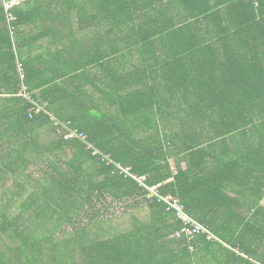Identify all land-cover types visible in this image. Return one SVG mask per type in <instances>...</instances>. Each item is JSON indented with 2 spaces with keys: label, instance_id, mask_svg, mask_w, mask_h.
Returning a JSON list of instances; mask_svg holds the SVG:
<instances>
[{
  "label": "trees",
  "instance_id": "1",
  "mask_svg": "<svg viewBox=\"0 0 264 264\" xmlns=\"http://www.w3.org/2000/svg\"><path fill=\"white\" fill-rule=\"evenodd\" d=\"M12 1L0 264H264V0Z\"/></svg>",
  "mask_w": 264,
  "mask_h": 264
},
{
  "label": "built area",
  "instance_id": "2",
  "mask_svg": "<svg viewBox=\"0 0 264 264\" xmlns=\"http://www.w3.org/2000/svg\"><path fill=\"white\" fill-rule=\"evenodd\" d=\"M252 1H256V0H252ZM3 2L7 10L8 20L9 22H12L13 20L16 19V17L14 13L11 12L10 10L12 6H14L18 1L6 2V0H3ZM11 28H12V33H13L14 31L13 27L11 26ZM18 71H19L21 82H22V85H21L22 90L20 92V95L24 97L25 99H27L28 101L32 102V107L30 108V116L32 117L34 112L42 113L44 111V108L33 99L32 95L28 91V88L25 84V72H24V69L21 63H19ZM69 138L70 139L78 138L82 140L86 138V135L85 133L79 134V132L75 130V131H70ZM94 154L102 155V153H100L98 150L95 151ZM104 157L108 164L115 165L116 169L118 170L120 174H124L125 176H130L131 178L136 180L141 186L147 187L146 185L147 176L146 175L140 176L135 173H132L129 167H125L122 164L113 161L110 158V156L105 155ZM147 188L151 192L150 196L158 195L159 186L154 185V186L147 187ZM160 199L164 200L171 206V208L175 212V217L181 223V228L179 231H177L176 236L178 237L184 236L188 238L189 240H192L193 238H196L200 235L205 234L207 235V238L209 239L214 238L213 234L204 225L196 221L186 212L185 206L183 205V203L180 201L178 197L173 196V195H168L166 197L160 196Z\"/></svg>",
  "mask_w": 264,
  "mask_h": 264
}]
</instances>
